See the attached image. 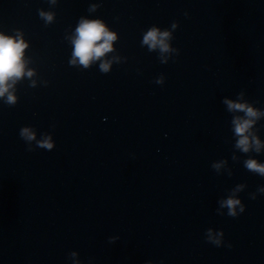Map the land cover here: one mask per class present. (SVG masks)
Wrapping results in <instances>:
<instances>
[{"label":"water","instance_id":"1","mask_svg":"<svg viewBox=\"0 0 264 264\" xmlns=\"http://www.w3.org/2000/svg\"><path fill=\"white\" fill-rule=\"evenodd\" d=\"M91 3L101 6L90 14ZM81 17L116 32L105 58L127 61L108 74L99 61L70 66ZM173 22L180 55L162 64L143 33ZM18 31L35 75L15 85L14 107L0 101V264H264V195L249 198L264 177L246 170L248 156L232 160L222 103L244 91L264 110V0H0V34ZM25 126L55 148L29 152ZM257 127L264 141V120ZM251 158L264 163V153ZM239 184L246 211L218 215ZM209 228L232 247L207 243Z\"/></svg>","mask_w":264,"mask_h":264},{"label":"clouds","instance_id":"2","mask_svg":"<svg viewBox=\"0 0 264 264\" xmlns=\"http://www.w3.org/2000/svg\"><path fill=\"white\" fill-rule=\"evenodd\" d=\"M51 6H55L58 0H47ZM100 3H91L88 12L95 13ZM39 17L45 22V25H51L55 21V13L52 11L38 10ZM188 14L185 13V16ZM176 22L171 24L170 29L161 30L159 27L152 26L143 33L141 46L147 47L149 52H159L158 59L160 63L167 64L174 57L180 55V50L172 46L174 39L173 33L178 29ZM118 41V34L109 29L107 24L101 19H89L81 17L75 27L74 36L71 39L73 51L69 59V65L82 69H90L92 65L99 61V70L104 74L112 71L113 64H121L127 61L126 57L121 58L117 55L112 60L106 59V54L113 53V43ZM29 45L23 39V34L19 31L16 36H7L0 34V101L4 104L14 107L19 102L16 94L15 85L25 75L31 79L35 73L33 70H25L26 64L24 60V52ZM174 62V61H173ZM11 81V83H9ZM158 85H163L165 77L161 75L155 81ZM36 88V82L33 80L29 85ZM47 82L45 83V87ZM245 92L241 91L237 94L236 99L225 97L222 103L226 106L227 112L232 114V132L235 143L233 145L234 152L232 160L239 162L240 157L235 153L238 151L249 158L243 161V165L249 172L264 177V163L259 162L255 158H251V154L257 155L264 153V141L259 136L260 128L257 127L261 120H264V110L254 106L253 103L245 99ZM20 138L27 144L29 152L36 148L52 151L55 148V142L52 135L42 133L41 138L37 139L36 131L32 127H22L19 132ZM35 145V148L33 147ZM227 160L214 162L211 167L217 174L220 169L227 164ZM228 175H232L231 169ZM247 185L239 184L233 188L226 198L218 201V215H227L231 218H238L246 211V206L239 199V194L245 191ZM264 195V186L257 188L255 193H250L249 198L255 200L257 195ZM227 210L225 213L224 210ZM206 242L219 247L232 245L225 244L224 232L217 231L212 228L207 229L205 233ZM119 237H110L109 243H115ZM78 253L71 252L69 257H76ZM81 264V262H78ZM151 264V262H149Z\"/></svg>","mask_w":264,"mask_h":264}]
</instances>
